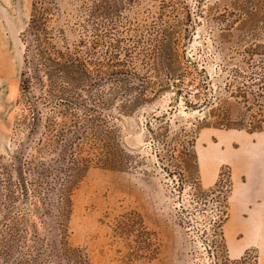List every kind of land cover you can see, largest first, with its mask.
I'll return each instance as SVG.
<instances>
[{
	"label": "rangeland",
	"instance_id": "1",
	"mask_svg": "<svg viewBox=\"0 0 264 264\" xmlns=\"http://www.w3.org/2000/svg\"><path fill=\"white\" fill-rule=\"evenodd\" d=\"M33 1L0 0V264L62 263L51 245L60 239L54 235L55 175L37 186V170L27 173L25 192L18 187L12 170L19 147L35 144L29 142L26 120L31 111L20 90L27 47L24 33ZM83 1L58 0L63 19L77 15ZM188 1L194 9L197 0ZM233 1L204 0V16H196L199 22L191 35L176 34L180 92L177 88L162 91L129 115L120 113L117 106L105 111L106 119L119 129L121 142L134 156L135 166L126 171L91 167L73 183L71 216L65 222L71 264L81 257L91 264L263 263L264 241L249 236L247 217L240 213V193L251 185V166L241 163L242 155L254 160L264 154V131L215 126L208 113L211 105L203 104L228 98L230 89L254 85L248 78L234 76V69L253 68L250 60L231 49L249 41L264 43V38L242 40L235 32L230 38L222 36L225 23L220 15L233 9ZM54 13L58 14L57 9ZM56 17L53 25L61 23L60 16ZM143 19H147L145 15H141ZM72 27H77L74 18ZM259 29L264 30V25ZM104 50H96L102 61ZM125 57L122 53L121 58ZM252 63L259 64L258 60ZM135 65L143 69L142 57L136 58ZM99 66L92 65L95 77L104 75L97 73ZM251 89L258 90L256 86ZM39 94L36 88L33 99ZM197 94L202 108L188 104ZM93 103L92 97L89 106ZM227 106L233 109V117L246 109L244 103L232 98ZM40 107L47 113L46 107ZM150 123L154 131L167 126L161 129L165 138L149 131ZM183 140L189 147L193 141L196 161L191 155L171 158L170 147ZM30 152L38 161L53 156ZM248 204L261 206L263 201L244 203ZM260 214L262 222L264 215Z\"/></svg>",
	"mask_w": 264,
	"mask_h": 264
},
{
	"label": "trees",
	"instance_id": "2",
	"mask_svg": "<svg viewBox=\"0 0 264 264\" xmlns=\"http://www.w3.org/2000/svg\"><path fill=\"white\" fill-rule=\"evenodd\" d=\"M203 2L197 0L193 9L188 0H84L80 12L71 16L77 24L73 28L72 19H63L58 0L33 1L30 22L24 33L27 47L20 90L31 111L26 120L29 142L35 144L19 147L12 170L17 175L18 187L25 192L28 191L27 173L37 170V186H43L50 175H55L54 235L60 239H54L51 245L61 264H71L72 251L65 241V222L71 216L73 183L91 167L126 171L135 166L134 156L121 142L119 129L108 117L106 119L105 111L117 106L120 113L129 115L162 91L182 90L176 34L191 35L199 22L196 16H204ZM232 8L220 15L225 23L224 38L232 37L234 32L242 40L264 38V30L259 29V25H264V0H235ZM56 9L58 14L54 13ZM57 15L61 23L53 25ZM141 15L147 19L141 21ZM76 31L79 33L73 37ZM249 42L237 44L231 50L250 60L249 66L253 69L243 72L234 69L233 73L235 77L253 81L258 90L245 85L246 88L228 90V98L220 102L205 100L204 106L211 105L208 113L215 119V126L264 131V43ZM98 48L105 49L104 61L97 57ZM122 53L125 58H121ZM138 56L142 57L143 69L134 67ZM256 60L259 64L252 63ZM93 64L101 65L97 73L104 75L95 77ZM131 79L135 83H131ZM36 88L40 94L33 99ZM95 88L96 95H93ZM92 97L94 103L90 107ZM194 97L197 100L189 99L188 104L202 108L200 95ZM231 98L244 103L246 108L234 117L233 109L227 106ZM255 105H259L257 111ZM40 106L46 107L47 113ZM165 127L154 131L153 125L148 124L149 131L162 138L165 133L161 129ZM188 144L183 140L170 147L171 158L185 159L191 155L196 161L193 141L191 147ZM30 149L40 156H53L38 161ZM76 264L91 263L81 257Z\"/></svg>",
	"mask_w": 264,
	"mask_h": 264
},
{
	"label": "crops",
	"instance_id": "3",
	"mask_svg": "<svg viewBox=\"0 0 264 264\" xmlns=\"http://www.w3.org/2000/svg\"><path fill=\"white\" fill-rule=\"evenodd\" d=\"M241 163L251 166V172L249 173L251 185L241 189L240 213L242 212V217H247V223L249 225V230H247V232L251 239L253 241H264V219L262 222L260 220V213L264 215V154L261 153L254 156V160H250L247 155H242ZM260 200L263 201V204L261 206H256L255 203ZM245 202H253L255 206H250L248 204L246 207L244 205ZM262 264H264V258Z\"/></svg>",
	"mask_w": 264,
	"mask_h": 264
},
{
	"label": "bare ground",
	"instance_id": "4",
	"mask_svg": "<svg viewBox=\"0 0 264 264\" xmlns=\"http://www.w3.org/2000/svg\"><path fill=\"white\" fill-rule=\"evenodd\" d=\"M21 14V13H20ZM260 166V165H259ZM257 167V166H256ZM258 222V221H257ZM247 233V232H246Z\"/></svg>",
	"mask_w": 264,
	"mask_h": 264
}]
</instances>
